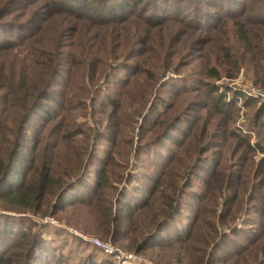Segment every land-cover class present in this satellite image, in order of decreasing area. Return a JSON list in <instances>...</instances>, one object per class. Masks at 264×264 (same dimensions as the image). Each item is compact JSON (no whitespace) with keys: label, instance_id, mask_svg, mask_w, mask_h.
Segmentation results:
<instances>
[{"label":"rangeland","instance_id":"obj_1","mask_svg":"<svg viewBox=\"0 0 264 264\" xmlns=\"http://www.w3.org/2000/svg\"><path fill=\"white\" fill-rule=\"evenodd\" d=\"M143 1L135 16L146 22L133 17L106 30L68 15L42 23L54 12L49 0H0V27L8 29L0 43L16 46L0 49V85L36 80L53 92L44 107L50 115L31 114L22 135L7 126L0 103V162L16 154L17 161L32 160L33 172L66 169L79 177L66 200L84 196L104 166L113 194L127 198L138 181L145 187L163 176L178 189L176 196L167 191L178 199L174 219L136 254L124 237L126 224L117 225L113 243L79 205L56 211L53 198L39 214L0 205V215L22 227L36 223L42 247L49 242L75 264L105 259L81 236L111 243L140 264H264V0H230L231 18L229 0H167L158 23L145 12L151 0ZM14 28L21 36L35 32L36 43L20 45ZM151 215L145 210L138 221ZM185 234L187 241L174 242Z\"/></svg>","mask_w":264,"mask_h":264},{"label":"trees","instance_id":"obj_2","mask_svg":"<svg viewBox=\"0 0 264 264\" xmlns=\"http://www.w3.org/2000/svg\"><path fill=\"white\" fill-rule=\"evenodd\" d=\"M189 1L192 2V0ZM203 1L208 2V0ZM211 1L210 4L212 3ZM214 1V3L222 4L226 0ZM49 3L50 9H53L54 12L47 13L46 19L42 20V23H47L51 19L56 18L63 19L66 15L68 17H77V21L89 20L94 23L95 28L106 27V30H110L116 25L126 24L133 17L146 22L142 16H135L137 15L136 13L140 12L142 7H145L143 0H49ZM167 3V0H151L149 5H152V7L150 10H145V12L150 13L152 11L151 19L155 20V23H158L162 21L161 14L167 11ZM232 5L234 3L229 0L228 10L225 12L229 16L228 18H231L230 15L234 11ZM11 7L7 5L4 10H9ZM193 7L192 5L189 6V8ZM175 12H178V9ZM203 18L209 24L213 22L209 14H206ZM16 29H13L11 35L13 39L19 38L20 43H18L20 45L28 40H32V44L36 43V40H34L35 32L21 36L20 32H15ZM66 30L61 27L59 32L64 33ZM238 30L241 42L249 45L247 37L243 36L244 34H242L240 29ZM0 31H5L4 34H7L8 29L4 30L0 27ZM107 36L110 37V34ZM4 37L9 38V34ZM4 37L3 39H5ZM261 42H263V39H261ZM15 47L14 45L3 46L0 43V49H4L5 53L10 52L9 49ZM46 48L47 45L42 46L44 52H46ZM14 73L10 74L12 80L16 79ZM37 85L36 80H30L29 84L24 87H21L17 81L11 82L7 86L0 85V103L2 104L3 111L8 110L4 114V119L8 118L7 126L11 124L12 128L17 127L19 135L24 133L31 114L50 115V112L44 107L48 101H51L53 92L46 90L44 88L45 84L42 82H40L39 86ZM252 101V99H248L247 103L251 104ZM7 126V133L11 134L13 130L8 129ZM245 147L251 152L255 149V147L252 148L250 146L248 141L245 142ZM256 149L260 150L259 146ZM260 151L264 153V149ZM8 153L10 154L9 149L6 150L5 157L9 156ZM15 155L13 154L8 162L4 163L2 160L0 162V205H2V208L15 211L23 210L24 212L34 211L33 213L39 214L43 212L44 206H47L48 202L53 198L57 201L52 207L56 211L79 205L81 208L89 211L90 221L88 223L93 224L95 230L100 231L113 243H117L121 232L120 226L117 225L120 223L126 224L123 230L124 237L128 240V246L136 254L142 251L143 241H151L155 236L160 235L166 224L174 219V216L178 212L179 203L178 199L175 198L178 189L174 184L167 185L162 179L163 176L159 180L153 178L150 182H147L145 187L138 181V185L135 186L137 188L135 194L127 198L122 194H117V196L113 194L117 192L110 185V179H108L107 169L105 168L108 166H104L99 175L92 174L90 177L91 182L89 184L86 183L88 192L86 191L84 196L66 200V195H68L73 185L76 184L78 176L71 178L70 172L66 171V169L58 172L49 167H46L44 171L37 170L33 172L32 160L28 156L25 160L17 161L15 160V158L17 159ZM18 155L23 156L22 152ZM31 171L34 174H31ZM62 172L63 174H61ZM15 173L19 174L14 182L13 175ZM30 175L32 179L29 181L30 185L28 186L25 184L24 179ZM160 175L164 174L161 172ZM134 180L137 181V179ZM226 189H230V187L227 185ZM167 191L175 196H168ZM88 194L91 196H88ZM231 198L233 200L234 197ZM231 198L224 203L226 207L232 202ZM234 200H236V196ZM236 205L238 206V201ZM115 206L121 207L122 210H118L121 212L116 213L114 211ZM145 210L148 215L149 212L152 215L149 219L144 218L143 222L138 221ZM11 218L8 215H0V226H3L0 227V264H75L70 257L56 254L59 250L51 246L49 242H46V246L42 247L46 240L40 232L33 231V228L38 227L36 223L32 222L29 226L22 227L20 223L12 222ZM114 224L116 226H112ZM234 234L237 235V233ZM188 238L189 234H185L184 236L178 235L174 237V242L187 241ZM254 241L252 239L250 244ZM92 249L100 252L94 247ZM101 254L105 257L101 261L92 257L80 261L78 264H116L109 256ZM263 262L264 260H262Z\"/></svg>","mask_w":264,"mask_h":264},{"label":"built area","instance_id":"obj_3","mask_svg":"<svg viewBox=\"0 0 264 264\" xmlns=\"http://www.w3.org/2000/svg\"><path fill=\"white\" fill-rule=\"evenodd\" d=\"M81 238H83L84 241L87 242L89 245L98 249L100 252H102L106 256H109L113 259V261H116L119 264H140L138 257H136L135 255H126L123 252H120L111 243H104L99 239L88 238L83 236H81Z\"/></svg>","mask_w":264,"mask_h":264}]
</instances>
